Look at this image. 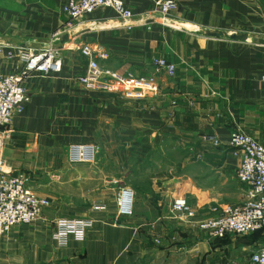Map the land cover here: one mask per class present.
I'll use <instances>...</instances> for the list:
<instances>
[{
	"label": "crops",
	"instance_id": "0c3cea01",
	"mask_svg": "<svg viewBox=\"0 0 264 264\" xmlns=\"http://www.w3.org/2000/svg\"><path fill=\"white\" fill-rule=\"evenodd\" d=\"M66 1L0 0L4 49L45 47L66 25ZM125 1L135 27L115 26L116 11L100 7L73 20L54 45L60 72L25 79L29 100L13 117L3 157L11 174L26 172L51 204L32 224L0 235V264H255L250 254L264 232L211 237L196 222L214 206L245 201L230 132L264 145V0H175L167 22L155 0ZM84 43L109 52L105 66L154 75L160 91L127 99L88 89L79 79L88 63ZM156 58L174 63L175 75L157 71ZM23 66L0 54L1 74ZM72 143L98 144L96 162H68ZM124 186L135 192L134 208L118 216L115 198ZM177 196L197 209L195 220L175 215ZM98 199L106 210H91ZM69 216L94 224L84 240L60 246L54 220Z\"/></svg>",
	"mask_w": 264,
	"mask_h": 264
},
{
	"label": "built area",
	"instance_id": "2783aa9c",
	"mask_svg": "<svg viewBox=\"0 0 264 264\" xmlns=\"http://www.w3.org/2000/svg\"><path fill=\"white\" fill-rule=\"evenodd\" d=\"M155 6L159 17L167 22L170 13L177 9V2L155 0ZM100 7H110L116 11L120 24L115 26L121 25L128 29L135 27L134 13L125 0H67L62 7L63 14L68 18L66 25L50 35L45 47H18L6 51L0 43L3 58L17 57L24 64L18 72L0 73V235L8 233L16 225L35 222L51 204L48 197L39 195L29 186L26 172L11 174L3 157V145L13 117L24 109L29 100L25 79L34 72H60L63 58L54 45L66 31H70L73 20L93 14ZM80 51L88 63L85 73L79 79L88 89L117 94L127 99H143L160 91L159 81L154 75L120 72L103 65L101 61L109 57V52L102 46L84 43ZM154 66L157 71H165L169 76L176 73V65L165 58L154 59ZM205 139L217 145L220 143L219 139L212 136H205ZM229 145L234 148L236 155L241 156L236 175L246 187V198L241 204L214 206L209 215L196 222L211 237L264 231V145L239 129L230 132ZM67 153L68 162L72 164H92L97 160L99 145L72 143L68 146ZM134 196L135 192L131 187L124 186L119 190L115 198L118 216L132 214ZM106 209L107 202L103 199L95 200L91 206V210L95 212ZM172 209L181 220L193 221L198 215L197 209L185 196H177ZM93 224L90 217H58L54 220L52 238L60 246L68 245L71 239L84 240ZM250 259L255 264H264V239L260 247L250 254Z\"/></svg>",
	"mask_w": 264,
	"mask_h": 264
},
{
	"label": "trees",
	"instance_id": "16d2710c",
	"mask_svg": "<svg viewBox=\"0 0 264 264\" xmlns=\"http://www.w3.org/2000/svg\"><path fill=\"white\" fill-rule=\"evenodd\" d=\"M260 232H264V231H260ZM229 235V234H228ZM228 235H226V236H228ZM226 236H224V237H226ZM224 237H221V238H224Z\"/></svg>",
	"mask_w": 264,
	"mask_h": 264
},
{
	"label": "rangeland",
	"instance_id": "374dc122",
	"mask_svg": "<svg viewBox=\"0 0 264 264\" xmlns=\"http://www.w3.org/2000/svg\"><path fill=\"white\" fill-rule=\"evenodd\" d=\"M32 224V223H31Z\"/></svg>",
	"mask_w": 264,
	"mask_h": 264
}]
</instances>
